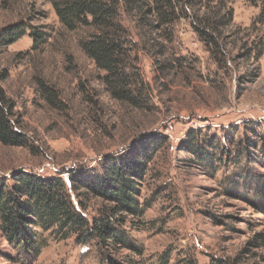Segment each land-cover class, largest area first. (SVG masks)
I'll list each match as a JSON object with an SVG mask.
<instances>
[{
	"label": "rangeland",
	"instance_id": "rangeland-1",
	"mask_svg": "<svg viewBox=\"0 0 264 264\" xmlns=\"http://www.w3.org/2000/svg\"><path fill=\"white\" fill-rule=\"evenodd\" d=\"M193 5L171 40L170 27L150 31L152 18L121 6L149 88L147 105L136 108L111 97L104 71L80 47L89 29H66L48 0H0V30L20 23L47 32L43 44L25 34L0 49V86L29 140L0 143V178L61 176L92 221L120 207L76 179L101 176L106 157L141 153L147 165L136 184L142 211L115 216L124 243L36 229L40 248L25 252L0 231V264H264V0ZM196 26L215 42L206 45ZM40 81L56 88L58 103ZM191 131L221 139L232 152L224 164H199L183 149Z\"/></svg>",
	"mask_w": 264,
	"mask_h": 264
},
{
	"label": "trees",
	"instance_id": "trees-1",
	"mask_svg": "<svg viewBox=\"0 0 264 264\" xmlns=\"http://www.w3.org/2000/svg\"><path fill=\"white\" fill-rule=\"evenodd\" d=\"M48 1L66 29H89V33L79 41L80 47L96 67L104 71L100 79L111 97L136 108L147 105L149 88L138 65L133 38L122 20L121 6L125 12L137 11L142 18H152L153 24L148 26L150 31H158L162 35L160 30L164 26L170 27L169 36H165L168 40L174 35V24L182 17H189L188 11L195 7V0ZM28 30L20 23L5 26L0 30V49L12 45L25 34L32 36L36 45L47 41V32ZM196 30L206 45L215 42L211 30L201 26H196ZM40 84L46 99L53 105L58 103L56 88L43 81ZM12 110L13 104L0 86V143L28 146V137L13 120ZM247 141L248 147L256 148L258 145L257 141L249 138ZM182 147L194 154L199 164H219V167L232 153L221 139L202 135L201 131H191ZM236 147L239 151L247 149L244 148V140L238 141ZM138 156L129 159L106 157L101 176L76 179L82 187L120 207L112 208L110 213L102 212L92 221L77 209L66 180L61 176L44 177L36 172L19 170L9 178H0L1 234L15 247L24 248L25 252L40 248L36 229L51 230L62 238L69 234L79 235V242L96 237L124 243L126 237L114 221L121 220L115 217L121 210L136 214L142 211L136 200L139 194L136 184L144 176L147 165L140 161V158L145 160L143 154L138 153Z\"/></svg>",
	"mask_w": 264,
	"mask_h": 264
}]
</instances>
